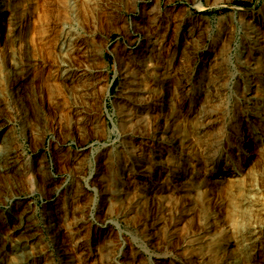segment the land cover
<instances>
[{
  "label": "bare ground",
  "instance_id": "6f19581e",
  "mask_svg": "<svg viewBox=\"0 0 264 264\" xmlns=\"http://www.w3.org/2000/svg\"><path fill=\"white\" fill-rule=\"evenodd\" d=\"M67 2V0H0V73L7 70L13 77L8 78L7 81L0 76L1 175L14 178L16 174L19 176L22 173L23 176L26 175L24 178L33 182L32 172L41 175L44 174L46 168L43 157L34 161L25 160L15 137L9 133L10 120L7 116L10 114L7 115L5 112L9 108L8 103H15L16 112L19 116L23 115V107L16 97L23 84L32 80L31 73L36 56L28 51L29 42L26 40L29 30L27 20L29 13L35 15L33 32L36 44L56 48V64L50 72V80L52 85H55V78L59 77L62 79V88L73 92L74 100L68 107L75 126L83 128L99 124L97 123L99 117L93 118L89 114L86 103L89 98L96 96L94 90L101 85L103 79L94 74L91 69L86 68L80 61V58H88L89 61L91 57L87 36H76L72 39L73 32L69 34L63 30L64 24L71 23ZM77 2L78 17L82 20L83 33L86 34H93V19L98 7L106 5L104 8L107 10L113 7L108 5L106 0H96V2L78 0ZM219 2V0H211L210 4L213 6ZM194 3L198 9L205 7L201 0H195ZM155 15L152 18L154 21L158 18L157 12ZM262 15L258 18L259 20L263 19ZM240 18L244 30L242 41L245 42L242 44L244 50L238 53L242 55V58L237 57L239 61L236 63L239 68L244 69V72L241 76L243 81L241 79L239 85L234 87V99L236 100L234 119L231 116L233 110L228 102L226 104L227 100L225 101L227 80L232 74L227 70V54L235 38L233 28L225 26L219 29L202 58V65L194 72L188 71L187 59L189 55L197 52L196 47H199L201 40L208 35L206 25L201 27L188 22V27L185 29L187 22H180L173 30L174 39L173 43L171 41V47H165L161 40L156 44L153 42L149 52L147 48V50L140 51L141 56L148 59L145 63L146 69H142L144 78L142 77L140 83L138 82L140 92L145 95L139 100L143 101L148 109L146 117L148 145L146 144L147 147L142 152L139 151V155L132 153L133 151L129 152L131 166L127 170L129 175L132 174L130 178H133L136 166H143L141 174L138 175L144 178V181L149 182H144L143 187H139L135 185L136 181H132L135 193L130 200L128 212L133 215L138 213L141 216V232L146 241L157 243L161 250L172 249L176 254L180 251L184 264H210L211 262L229 264L230 262L226 260L231 255L235 258L230 257L232 264H245L244 262L247 263L254 258L253 255L258 252L262 242L259 238L264 232V171L260 170L264 162V123H261L264 122V28L251 26L252 23L244 20L243 16ZM67 41L71 43L66 44L64 48L59 46ZM145 51L149 53L148 56L144 54ZM241 59L243 61H240ZM115 61L116 69L121 74L125 73V62H122L120 54L115 55ZM247 67L252 71L251 73L245 71ZM62 71L65 72L63 75H61ZM248 76L251 78L246 79ZM123 89L124 83H121L119 91ZM228 114H230L229 119H233L230 126H227L225 122ZM32 116L34 117L33 111ZM249 145L255 150L251 151L246 148ZM170 151H175L180 155L177 158L176 170H170L168 167L171 164ZM251 154H256L257 158L253 156L256 158H254V163L249 168L246 167L247 171L242 173L241 167L247 163V155ZM152 166L156 169L157 175L165 172L156 181L152 179ZM252 170L257 174L256 177H253L255 174L250 175L254 172ZM197 171L203 173L200 180L199 176H196ZM214 172L218 178H223L227 182L226 192H223L229 197V203L234 205V213L236 211L243 213L246 209L250 211L249 221L243 229L227 226L228 230L220 236L221 238L227 236L228 239L234 241L235 247L239 250L235 253L226 252L222 246L219 250L217 244H220V241L217 243L216 240L214 242L209 240L207 244L202 243L200 236L189 240L187 244L185 242L187 235H196L202 231L209 232L214 227L211 218L213 211H210L213 206H216V191H213L214 185L209 184L204 176L205 174L211 176ZM238 173L240 177H235ZM101 174L102 172L97 176L98 181L108 189L113 180ZM208 184L212 185L209 189ZM251 192L253 197L249 194ZM75 197L76 194H71L69 197L71 202H75ZM222 201L220 205L226 202L223 199ZM153 205L156 206V211L152 213L150 208ZM198 206L203 208V211L210 212V216H206L203 221L199 220L201 217L198 215L200 211ZM51 210L45 212L46 229L51 243H55L57 247L55 264H86V259L91 252L86 249L87 247L84 249L86 245H84L85 241L80 239L81 233L79 230L71 232L68 228L61 229L62 215L57 209ZM27 211L23 207L18 212L15 210L8 211L7 214L0 212V227L6 225L8 228L6 232L0 231V242L3 241V237L14 238L8 259L0 250V264H53L46 258L47 250L43 244L44 241L41 240L42 235H39L37 229L34 228V222H31ZM183 216L189 219L183 228L184 231H180L177 224ZM212 230L219 233L217 229ZM63 236L67 238L65 242L67 241L68 248L65 247L64 242L62 243ZM244 240L247 245L245 242L243 245ZM184 242L186 245L183 247ZM215 243L218 249L214 248ZM103 248L98 247L95 251L101 259ZM136 253L131 257L133 261L137 259ZM258 261L264 263V257Z\"/></svg>",
  "mask_w": 264,
  "mask_h": 264
},
{
  "label": "rangeland",
  "instance_id": "374dc122",
  "mask_svg": "<svg viewBox=\"0 0 264 264\" xmlns=\"http://www.w3.org/2000/svg\"><path fill=\"white\" fill-rule=\"evenodd\" d=\"M67 1L71 23L69 25L64 24L63 30L69 34L73 32L72 36L74 37L72 39L76 36H87V44L89 50L91 49V57L89 58L91 62L88 61V58H80V61L86 68L91 69L94 74L103 79L101 85L94 90L95 99L89 98L88 103H86L89 114L93 118L99 117V122H97L99 124L98 126L91 125L92 127L84 126L83 128L75 126L68 107L74 100L73 92L62 88V79L59 77L55 78V85H52L50 80V72L56 64V48L49 46V51L45 45L36 44L33 32L35 15L29 13L27 16L29 30L26 34V40L29 42L28 51L36 56V62L32 67L34 69L31 73L32 80L26 81L20 88L18 97L15 96L23 107V115H18L15 103H8L9 108L5 112L7 115L10 114L7 116L10 120L9 133L15 137L25 160L34 161L43 157L46 168L44 174L41 175L32 172L33 182L24 178L26 175L23 176L22 173L19 176L16 174L14 178L0 174V181L2 182H0V212L7 214L8 211L13 210L18 212L23 207L27 209L31 222H34V228L37 229L39 235H42L41 240L44 241L42 242L47 250L46 258L51 260L53 264L57 262V247L55 243L50 241L45 215V212L51 209V211L57 209L62 215L61 229L68 228V231L71 232H78L79 230L81 233L80 239L85 241L84 245H86H83L84 249L87 247L86 249L91 252L86 259V264H131L133 261L131 257L136 252L137 259L132 264H184L183 255L180 251L176 254L172 249L161 250L157 243L146 241L141 232V216L138 213L133 215L128 212L130 200L135 193L132 181H136L135 185L139 187H143L144 182H149L148 180L144 181V178L138 175L141 174L143 166H140L142 169L136 166L133 171L135 173L133 178H130L132 174L129 175L127 170L131 166L129 152L133 151L132 153L139 155L148 145L146 137L148 109L146 104L139 100L145 95L140 92L138 87L140 79L144 78L142 69L145 68L148 59L142 57L140 51L147 48L149 52L152 47L151 44L153 42L156 44L161 40H163L165 47H171L170 44L173 43L174 39L173 30L177 28L180 22H187L184 26L185 29L188 27V22L201 27L206 25L208 35L201 40L199 47H196L197 52L193 54L194 56L189 55L187 59L188 71L194 72L202 65V58L219 29L225 26L233 28L235 38L227 54V70L232 72L231 75L233 76L228 77L225 93L227 96L225 101L227 100L226 104L229 103L233 110L231 112L233 118L234 107H236L234 87L239 85L241 79L243 81L241 76L244 72V69L239 68L236 63L239 61L237 57L242 58V55L238 53L244 50L242 44L245 42L242 41L244 36L242 31L244 32V30L240 23V17L243 16L244 20L251 22V26L264 28V0H219L220 2L213 6L210 4L211 0H201L205 6L203 9L194 6L195 0H106L108 5L113 7L110 9L111 11L104 8L106 5L104 7L100 5L101 9L98 7L99 12L96 11L93 19V34L83 33L82 20L78 17L77 11L78 0ZM92 1L96 2V0ZM210 9H214V11L211 12ZM156 12L158 18L154 21L152 18L156 16ZM261 15L263 19L259 20ZM254 16L256 18H253ZM149 40L150 42H148ZM70 43L71 41L63 42L59 46L64 48L66 44ZM148 52L145 51L144 54L148 56ZM63 54H65L64 51ZM116 54H120L122 62H125V73L123 74L116 69ZM245 71L252 72L248 70V67L245 68ZM64 73L62 71L61 75ZM0 76L7 81L8 78H13L7 70L2 71ZM250 78L251 76L246 77V79ZM121 83H124V89L119 91ZM100 87H102L101 90ZM229 116L230 114L225 120L227 126H230L234 119L230 120ZM246 148L251 149V151L255 150L250 145ZM174 152H169L171 164L168 167L170 170H176V166H178L177 158L180 155ZM255 155H247L248 161L242 165V173L247 171V169L245 170L246 167L249 168L254 163V158L257 156ZM253 156L255 157L253 158ZM175 161L176 163H174ZM33 164L35 163L33 162ZM262 164L261 172L264 171V162ZM151 170L153 181L165 173L161 172L157 175L153 166ZM100 172L113 180L108 189L98 181L97 176ZM215 174L216 172L211 176L207 174L204 176L209 184L214 185L213 191H216V206H213L214 208L212 207L210 212L213 211L211 214L214 222L213 228L219 230V233H215L212 228L210 229L211 232L202 231L196 235L189 234L185 242L187 244L189 240L200 236L202 243L207 244L209 240L211 242L220 241V244L217 242L219 250L222 246L226 252L235 253L238 248L235 247L234 241L228 239L227 236H222V238L220 236L228 230V227L243 229L249 221L250 211L246 209L243 210L245 211L243 213L239 211L234 213V205L229 203V197L223 192L227 182ZM251 174H255L253 177L257 175L255 171ZM202 175V171L196 172L199 180ZM236 176L240 177V174L238 173ZM197 177L195 178L196 181ZM47 179L51 181H46ZM209 184L208 187L204 186L209 189L212 186ZM71 194H76L75 202H71L69 198ZM249 194L254 196L252 192ZM222 199L226 202L220 205L223 202ZM60 206H62V210L59 208ZM152 207L150 212L153 213L156 211V206L153 205ZM198 207L201 211H198V215L201 217L199 220L203 221L206 216H210V212L203 211V208ZM188 219L189 217L186 216L180 219L177 224L180 231H184L183 228L187 225ZM233 222L238 223L237 226ZM7 230L6 225L0 227L2 232ZM261 236L259 238L262 241H260V249L254 253V258L247 263L244 262L245 264H264L258 261L264 257V232ZM12 239L14 240L13 237H3V241L0 242V250L7 259L14 243ZM65 239L67 238L63 236L62 243L64 242L63 244L68 248ZM185 242L183 247L186 245ZM244 242L247 245L246 240L242 242L243 245ZM213 245L214 248H217L216 243ZM98 247L105 248L102 250V259L101 256L98 257L99 255L95 254ZM230 257L226 261L232 264L230 260L233 257ZM210 264H214V262Z\"/></svg>",
  "mask_w": 264,
  "mask_h": 264
},
{
  "label": "trees",
  "instance_id": "16d2710c",
  "mask_svg": "<svg viewBox=\"0 0 264 264\" xmlns=\"http://www.w3.org/2000/svg\"><path fill=\"white\" fill-rule=\"evenodd\" d=\"M236 2H238V1H236ZM209 11L213 12V11H214V9H210Z\"/></svg>",
  "mask_w": 264,
  "mask_h": 264
}]
</instances>
